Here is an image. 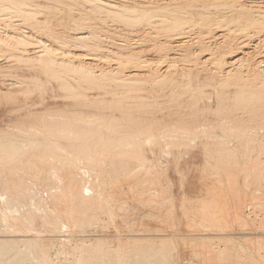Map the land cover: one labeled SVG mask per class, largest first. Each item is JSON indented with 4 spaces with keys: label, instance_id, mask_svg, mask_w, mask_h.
Listing matches in <instances>:
<instances>
[{
    "label": "bare ground",
    "instance_id": "1",
    "mask_svg": "<svg viewBox=\"0 0 264 264\" xmlns=\"http://www.w3.org/2000/svg\"><path fill=\"white\" fill-rule=\"evenodd\" d=\"M36 4L54 18L38 21ZM99 15L129 28L142 26L145 34L163 27L169 33L161 40L167 48L163 58L170 60L163 71L153 73L149 60L141 59V45L127 48L119 40L129 36L107 29ZM0 16L6 26L0 35V56L8 63L0 66V264H51L49 255L56 247L60 256L67 257L83 250L75 260L78 264H119L123 252L110 250L106 237H98L95 244L76 237L74 247L72 235L61 234L72 227L90 234L88 230L100 226L107 212L132 219L125 221L132 233L124 245L123 264H184L182 256L188 251L199 254L195 259L201 264H264V222L257 229H261L258 236L245 233L240 237L232 231L235 226L248 229L255 224L254 218L244 215L246 200L264 209V143L255 155L258 139L253 141L250 134L264 127V78L256 75L255 68L249 69L251 59L245 51L253 38L250 29L264 25V0H0ZM19 26L31 30L18 31ZM62 28L71 29L72 34ZM105 32L109 33L106 37ZM189 32L193 37L184 36ZM230 33L249 35L247 40L242 35V43L240 39L247 58L231 61L225 55L218 59L211 54L202 59L203 63L218 61L216 65L210 62L211 72L208 67L204 72V68H186L189 65L182 63L179 69L176 63L184 52L172 54V47L187 46L194 52L192 47L205 48ZM115 35L121 39L117 41ZM136 36L135 42L145 41V35ZM107 39L114 49L102 46ZM65 43L77 44L83 51L77 52L76 46L75 51L69 49ZM30 44L35 46L27 52ZM106 52L117 59L113 60L117 66L111 62L112 70L96 66ZM124 63L129 70H124ZM59 71L64 75L58 76ZM211 77L217 82H211ZM150 86L156 96L148 94ZM236 106L245 108L244 115L235 111L237 117L234 113L228 119L240 140L237 143L247 141L243 164L223 142L230 130L220 120ZM206 121L209 126L204 125ZM9 122L16 129L7 127ZM172 132L181 133L180 139H164L195 145L169 142L163 147L161 137L173 136ZM209 137L217 142L204 143ZM99 146L101 151L96 152ZM110 152L114 153L110 180L103 186V157ZM32 171L40 172L46 196L36 181L30 185L27 176ZM168 224L181 231L177 241L161 232ZM33 229L47 234L37 238L20 233ZM216 240L225 243L218 253L213 247ZM247 250L249 257L242 253ZM66 262L74 264L70 259Z\"/></svg>",
    "mask_w": 264,
    "mask_h": 264
},
{
    "label": "rangeland",
    "instance_id": "2",
    "mask_svg": "<svg viewBox=\"0 0 264 264\" xmlns=\"http://www.w3.org/2000/svg\"><path fill=\"white\" fill-rule=\"evenodd\" d=\"M36 10H35V13H36V17H37V19H38V21H45V20H47L48 19V21H50V19H52V18H54V15L51 13V12H49V11H47L42 5H40V4H36V6L34 7ZM64 13H62V15H64V16H66L65 15V13H66V11H63ZM52 16V17H51ZM100 16H102L103 18V23H104V25L106 26V28L107 29H111L112 31H119L118 33H120V34H122L123 33V35H127V36H129L128 37V40H127V38H122L121 39V37L119 36V35H115L114 36V38H116V40L118 41L119 40V38L121 39V40H119V42H123V43H125V44H127V48H129V49H131L132 47L134 48L135 46L134 45H136V47H138L139 46V44L141 45V46H139L140 48H141V50H142V53H141V59L143 58L144 60H146L147 59V61L150 63V65H149V68L152 70V72L153 73H155V74H159V72L161 73L162 71H163V69H164V66L165 65H167L168 63H169V59L168 58H163V54H165L166 52H167V48H165L163 45H162V43H161V40L163 41V39H162V37L165 39V37H167V35L169 34L167 31H165V29L163 28V27H156L155 28V30L153 29L152 31H150V32H148L147 34H145V30H144V27L142 28V26L140 27V26H137V27H135V28H129L128 26L126 27V25L125 24H122L121 22H118V21H116V20H113V19H111V18H106V16H103V15H99V17ZM0 18L2 19V18H4L3 16H0ZM13 19H15V20H13ZM12 20L13 21H15V22H20L19 20H17L16 18H13ZM106 19H108V20H106ZM111 19V20H110ZM1 22V21H0ZM2 24H0V35H3L2 33H5L6 32V26L5 25H3V24H5V22H1ZM106 23H108V24H106ZM112 25H111V24ZM117 23V24H116ZM121 25V26H120ZM120 27L119 29H118V27ZM20 27V26H19ZM111 27H114V28H111ZM117 27V28H116ZM124 27V28H123ZM21 28V29H20ZM19 29H18V31L19 30H21V31H23V29H24V31H26V32H30V28H28L27 26H21ZM129 28V29H128ZM64 28H62V30H63ZM67 30H65L64 29V33L65 34H69L70 32H72V30L71 29H68V28H66ZM144 30V31H142V30ZM156 29H160L159 30V32L156 30ZM5 30V31H4ZM29 30V31H28ZM134 31V32H131V31ZM162 30V31H161ZM251 30V32L253 33H251L252 35H253V38H251V39H249V41H251V43L249 44V46H248V48H245V49H242L241 48V45H240V39H242L241 40V43H242V41H244L243 39H244V37H245V39H246V37L248 38V36L249 35H244V34H236V35H234L233 33H230V34H233V35H226V36H222V37H220V39H217L218 40V43H217V41L215 42V43H211L210 44V42L206 45L207 47H205V48H207V49H205V48H203L202 46H199L198 47V49L196 48H194V47H192V49H194L193 51L194 52H190L189 50H187V49H190L191 50V48H187V46H182V47H184V48H182L181 47V49L182 50H180V47L179 46H174V47H172V48H175V49H171L172 51H174V52H172V54H177V50H178V52L179 51H181V52H179L180 54L182 53V52H184V54H183V56H190V55H192L193 57L191 58V56L190 57H188V58H191V59H188V58H185V59H183L184 57L181 55V57L179 58V60H178V63H176L177 65H179V64H181L182 63V65L184 66H188V67H186V68H189V67H191V68H197V69H199L200 71L202 70V71H204L205 69L207 70V67H208V70L207 71H213V65L212 64H214V65H216L217 63H218V61L215 59V61H217V62H212V60H208L207 59V61L206 62H202V59H203V61H204V59H206V57L208 58L211 54V56H213V57H215V58H220L221 56H223V55H225V57H226V59H229V60H231V61H234L233 59H237V58H244V56H245V58H247V56L245 55V54H243L242 52L245 50V51H247V52H249V54H247L248 55V57H249V59H251V60H249V62H250V64H249V69H253V68H255L254 70H255V72H256V75L258 76V77H260V78H264V61L263 62H261L260 60L262 59V60H264L263 58H264V43L262 42L263 40H264V34H262V32L261 31H264V25L263 24H256V25H254L253 26V28L252 29H250ZM23 31V32H24ZM130 31V32H129ZM137 31H138V33H137ZM154 31V32H153ZM157 31V33H155ZM257 31V32H256ZM140 32V33H139ZM166 32V34H163V33H165ZM256 32V33H255ZM258 32H259V34H258ZM261 32V33H260ZM125 33H128V34H125ZM131 33V34H130ZM153 33V34H152ZM249 33V34H250ZM70 34H72V33H70ZM154 34H155V36H154ZM157 34V35H156ZM159 34V35H158ZM250 34V35H251ZM260 34H262V35H260ZM105 36L104 37H106V36H108L109 35V33H106L105 32V34H104ZM131 35V36H130ZM134 35V36H133ZM136 35H141L142 37H144V35H145V41H143L142 43H140L139 41H136L135 42V40H136V38H137V36ZM147 35V36H146ZM151 35H152V37H151ZM162 35V36H161ZM193 34L191 33V32H189V33H185L184 34V36H191V37H193L192 36ZM244 37H243V36ZM258 35H260V37L258 36ZM136 36V37H135ZM149 36V37H148ZM154 36V37H153ZM235 36V37H234ZM255 36H258V37H256V38H254ZM118 38V39H117ZM155 38V39H154ZM158 38H161L160 39V41H159V39ZM258 38V39H257ZM260 38H262V39H260ZM125 39H126V41L128 42V43H126V41H125ZM129 39H132V40H129ZM256 39V40H255ZM148 40V41H147ZM228 40V41H227ZM235 40V41H234ZM239 40V41H238ZM247 40V39H246ZM255 40V41H254ZM131 41H133V42H131ZM222 41H224V42H222ZM225 41L226 42H228V43H230V45H231V47H230V45L229 44H227V43H225ZM257 41H261L259 44V46L257 45L256 46V44H258L257 43ZM105 42V43H104ZM139 42V43H138ZM220 42L221 43H224V44H220ZM232 42V43H231ZM234 42V43H233ZM101 43V42H100ZM146 43V44H145ZM152 43V44H151ZM253 43V44H252ZM256 43V44H255ZM102 46L104 45V47H111L112 49H114L113 47H112V43L110 42V40H105V41H102ZM110 44V45H109ZM148 44V45H147ZM159 44V45H158ZM255 44V45H254ZM262 44V45H261ZM31 45L32 46H35L34 44H30V45H28L27 46V49H26V51L28 50V49H30V47H31ZM65 45H69V47L68 46H65ZM65 45H63V46H65V47H67V48H69V49H72L73 48V50L75 51V49L76 48H74L75 46L77 47V52H82L83 50H80V48L81 47H79L77 44H74V43H70V44H67V43H65ZM74 45V46H73ZM106 45V46H105ZM150 45V46H149ZM154 45H156V46H154ZM162 45V46H161ZM217 46V48H216V46ZM222 45V46H221ZM236 45V46H235ZM253 45V46H252ZM129 46V47H128ZM131 46V47H130ZM146 46V47H145ZM157 46H159V47H157ZM212 46V47H211ZM216 48V49H214V47ZM257 48H256V47ZM29 47V48H28ZM72 47V48H71ZM125 47V46H124ZM135 47V48H136ZM178 47V48H177ZM190 47V46H189ZM211 47V48H210ZM230 49H229V48ZM255 47V48H254ZM162 48H164V49H162ZM177 48V49H176ZM200 48V49H199ZM212 48H213V50H212ZM233 48V49H232ZM253 48V49H252ZM31 49H33V48H31ZM203 49H204V51L206 52V54L207 55H204L203 53H205L204 51H203ZM229 49V50H228ZM236 49V50H235ZM240 50V51H239ZM255 50V52H253ZM161 51H163V52H161ZM186 51V52H185ZM209 51V52H208ZM221 52V54H220V52ZM223 51H225V52H223ZM228 51V52H227ZM250 51H252L253 53H251ZM28 52V51H27ZM32 52V51H31ZM195 52H198V53H195ZM202 52V53H201ZM102 53V52H101ZM109 53V52H108ZM108 53L106 52V53H104V57L106 58V61H104L105 60V58H104V60H102L101 59V61L99 60V64L97 65L96 64V66H99L100 65V69H103V68H105V70L107 69V70H110L113 66L115 67V66H117L116 65V60H114L115 59V56H114V53H109V54H111V55H108ZM147 53H148V55H147ZM178 53V54H179ZM192 53V54H191ZM209 53V54H208ZM239 53V54H238ZM256 53V54H255ZM105 54H106V56L108 57H106L105 56ZM195 54V55H194ZM198 54H200V55H198ZM231 55V54H233V55H231V56H229V55ZM162 55V56H161ZM204 55V56H203ZM215 55V56H214ZM237 55H238V57H237ZM241 55H243V56H241ZM255 55V56H254ZM151 56V57H150ZM199 56H201V57H199ZM218 56V57H217ZM254 56V57H253ZM263 56V57H262ZM110 57H112V58H110ZM183 57V58H182ZM194 57H196V58H194ZM197 57H199V58H197ZM200 58H201V62H200ZM218 58V59H219ZM244 58V59H245ZM255 58V59H254ZM3 59V57H1L0 56V66H7L8 65V63L3 59V61H1ZM107 59H109V60H107ZM112 61H111V60ZM159 59V60H158ZM187 59V60H186ZM194 59V60H193ZM196 59V60H195ZM116 61L115 63H114V61ZM157 60V61H156ZM214 60V59H213ZM253 60V61H252ZM258 60V61H257ZM103 61V62H102ZM107 61H109L110 63L112 62V63H114V65L111 63H108ZM179 61H180V63H179ZM4 62V64H7V65H4V64H1V63H3ZM6 62V63H5ZM183 62H185V63H183ZM208 62V63H207ZM212 64H211V63ZM255 62V63H254ZM261 62V64H259V63ZM101 63H103V64H101ZM107 63V67L109 68H107L106 66H105V64ZM154 63V64H153ZM200 63H202V64H200ZM210 63V64H209ZM259 64V66H255V65H258ZM125 64V68H124V70L126 71V70H129V64L127 65L126 63H124ZM162 64V65H161ZM207 64V65H206ZM109 65V66H108ZM113 65V66H112ZM131 65V64H130ZM160 65V66H159ZM206 65V66H205ZM262 65V66H261ZM101 66H103V68L101 67ZM128 66V67H127ZM152 68H151V67ZM159 66V67H158ZM227 66V65H226ZM243 66V68L245 69H247V65H242ZM246 66V67H245ZM93 67V69H95L96 70V72L98 71L99 72V70H98V67H94V65L92 66ZM114 67H113V69H114ZM154 67V68H153ZM158 67V68H157ZM179 67V69L180 68H182L183 69V67L181 66V65H179L178 66ZM128 68V69H127ZM201 68V69H200ZM203 68H204V70H203ZM212 68V70H210ZM257 68V69H256ZM262 68V69H261ZM161 69V70H160ZM181 69V70H182ZM229 69V68H228ZM112 70V69H111ZM206 70L204 71V72H206ZM214 70H216V69H214ZM224 70V69H223ZM258 70H260L261 72H263V74H261V72L260 71H258ZM263 70V71H262ZM157 71V72H156ZM246 71V70H245ZM258 71V72H257ZM209 72V73H210ZM222 73H223V71H221ZM259 72H260V74H259ZM258 73V74H257ZM211 74V73H210ZM58 76H60V75H64V73H63V71H59V73L57 74ZM210 76V75H209ZM212 76V75H211ZM210 80H211V82H213V83H216L217 81L215 80V79H213L212 77L210 78ZM147 92H148V94H150L151 96L152 95H154V96H156V90L155 89H153L151 86L150 87H148L147 88ZM151 92V93H150ZM154 92V93H153ZM1 101V100H0ZM164 103H162V107H167V105L166 104H164ZM158 105V103H156L155 102V109H159V105ZM156 107H158V108H156ZM220 109V108H219ZM235 111H236V113L237 112H240L241 111V113H239L240 115H244L243 114V112L245 113V108H243L242 106H236V107H232V109H231V115H229L228 117L226 116V117H224V116H221V117H223V118H221L220 117V120H222V122L224 123L223 125H227V127H228V130H230L231 131V129H230V122H229V119L228 118H231V116L235 113ZM236 113L233 115V117H235L236 116ZM238 114V116H240ZM237 117V116H236ZM206 122H208V121H206ZM204 123V125L206 126L207 124H209V122L208 123ZM12 123V122H11ZM10 122L9 123H7V125L9 124H11ZM9 125L7 126V127H9ZM211 125V124H210ZM14 128H13V127ZM12 126L10 125V127H12V128H10V129H12V130H14V129H16L15 128V125H14V123L12 124ZM207 126H209V125H207ZM262 128V129H261ZM264 127H257V129H255L254 131H255V133H254V131H250L249 133L253 136V138L255 139H258L257 140V143H256V146L258 147L257 148V152L255 153V155H258V154H260V146H261V144H263L264 143V129H263ZM263 130V131H262ZM229 131V137H225L224 138V141L223 142H225L230 148H233L234 150H235V153H236V156H237V160L241 163V164H243V163H245L246 161H247V157H246V154H245V151H244V149L246 148V143H247V141H246V139H245V141L244 140H241V142L240 143H237V142H239L237 139V137L234 135V133H233V131H231L230 132ZM172 133H174L173 134V136H172V134L170 133V134H168V136L166 137V136H164V137H161V139L163 138V144H162V146L163 147H168L167 145H168V143L169 142H179V143H182V142H188V143H191L192 145L194 144V143H192V141L190 142V141H173V140H165L166 138L168 139L169 137H173V138H178V139H180V137H181V133H177V134H175V132H172ZM253 133V134H252ZM258 133V134H257ZM255 134V135H254ZM233 135V136H232ZM259 135V136H258ZM165 138V139H164ZM229 138V139H228ZM256 139L255 140H253V141H256ZM140 140H142V141H145L146 140V138L145 137H141L140 138ZM214 140V138L213 137H209V140L208 141H204V143H206V144H210V145H214L217 141H213ZM261 140H263V142L261 141ZM167 141V142H166ZM261 141V142H260ZM194 142V141H193ZM231 143H232V145H231ZM242 144V145H241ZM166 145V146H165ZM195 145V144H194ZM245 145V146H244ZM98 146V145H97ZM235 147V148H234ZM237 147V148H236ZM95 151L96 152H100L101 151V146H99V147H95ZM65 153V152H64ZM245 155V156H244ZM113 156H114V153H111L110 152V154L108 153L106 156H104L103 158L104 159H106V164H104V166H103V168H104V171L102 172V174H101V176H100V182H102V181H106V183L104 184L103 183V186H107L108 185V183H109V176L111 175V172H110V160L113 158ZM241 156H242V158H241ZM245 158V159H244ZM263 160H264V157H263ZM106 165V166H105ZM107 165H108V167H107ZM107 169V170H106ZM95 172L97 173V172H99V169L96 167L95 168ZM108 173V174H107ZM35 174V175H34ZM32 175V176H31ZM41 174H40V172H38V171H32L31 173H29V175L27 176L28 177V179H30V185H33V184H39L40 186H39V188H40V190L42 191L41 193L44 195V196H46L47 194H45V188H44V185H43V183H42V181H41V179H40V176ZM95 173L93 174V176H92V178H93V180H96L95 179ZM35 176H37V178L35 177ZM36 178V179H35ZM182 178L184 179H186V177L185 176H182ZM39 179V180H38ZM34 181V182H33ZM37 183H36V182ZM99 180L97 179V181L96 182H98ZM33 182V183H32ZM32 183V184H31ZM43 185V186H42ZM87 185H89V184H87ZM44 188V189H43ZM87 190V191H86ZM88 192H91V191H89L88 189H85V193H88ZM246 202V206H245V204H244V206H243V211H244V215H245V217H246V219H247V217L249 218V219H253V221L255 222V224H252V225H250V226H248V229H247V227H245V228H243L244 226H240V228H238V226L236 227L235 226V228L233 227L231 230L233 231V235H237V236H240L241 237V235H244L245 233L247 234V233H249V234H252L253 236H258V233L261 231V229H260V231H257V229H259L260 228V223H263L264 222V209L263 208H261V207H254L253 205L252 206H250V205H248L247 204V200L245 201ZM124 203L125 202H122L121 203V206H124ZM125 208H126V206H125ZM254 210H255V213H254ZM257 210V211H256ZM123 211H125V210H123ZM111 212H107V213H104L102 216H101V220L99 221V223L98 224H101L100 226H93L90 230H88V232H90V234L89 233H87V232H80L79 230H77L76 228H73L72 227V229H70V231H66V232H62L61 234H65V236H67L68 234H70V235H72V245L74 246V247H76L77 246V244H75V243H77V241H76V237H81V238H83V239H85V241H86V243H88V244H95L96 243V240H97V238L98 237H106L107 239H109V243H108V248L110 249V247H112L110 250H112V251H115L116 249H121V252H123L121 255H120V258H121V260L119 259V264H123V259L125 260V257H126V250L124 249V245L126 244L125 242H126V240L128 239V237H129V235H131V233H132V231L130 232L129 230H130V228H128V225H126L125 224V221H127L128 223H129V220H131L132 221V219H125L124 217H122L121 215H120V217H119V215L118 214H112ZM111 215V216H110ZM113 219H112V218ZM257 218V219H256ZM108 219V220H107ZM102 221V222H101ZM104 221V222H103ZM130 221V222H131ZM259 221V222H258ZM106 222V223H105ZM125 224V225H124ZM258 225V226H257ZM168 226V227H167ZM166 227H167V230H166V228H165V230H163V231H161L162 233L164 232V233H166L168 236L170 235H173V236H171L170 238H172V239H174V240H178V234L179 233H181V231L180 230H178V227H176V226H174L173 224H168ZM100 229V231H99V233H98V229ZM169 228V229H168ZM171 228V229H170ZM176 228V229H175ZM104 229V230H103ZM127 229V232H125V230ZM236 229H239V230H236ZM240 229H241V231L242 230H244L243 232H241L240 231ZM34 230H36V231H34ZM94 231L95 233L93 234V232L92 231ZM102 230V231H101ZM178 230V231H177ZM236 232H235V231ZM249 230V231H248ZM22 232H20L21 234H29L30 236H32V237H37V238H41V237H43V236H45V234H47L44 230H42V229H33V230H31V231H27V230H21ZM231 231V232H232ZM246 231V232H245ZM263 232H264V228H263V230H262ZM35 234H34V233ZM97 232V233H96ZM185 232H187V231H185ZM258 232V233H257ZM68 233V234H67ZM85 233V234H84ZM92 233V234H91ZM128 233V234H127ZM144 233V232H143ZM256 233V234H255ZM100 234V235H99ZM239 234H241V235H239ZM255 234V235H254ZM84 235V236H83ZM166 235V236H167ZM75 238H74V237ZM87 236V237H86ZM92 236V237H91ZM109 236V237H108ZM115 236V237H114ZM125 236H127V237H125ZM111 237V238H110ZM153 237H155V236H153ZM157 238V237H156ZM263 239H264V235H263ZM255 243L257 242V240H255L254 241ZM119 243V244H118ZM75 244V245H74ZM184 245V244H183ZM182 245V246H183ZM187 245H189V244H187ZM215 245V246H214ZM214 245H213V247H216L215 248V250L214 251H216L217 253H218V251L221 249V248H223V245H224V247H225V243H223V241H219V240H216V242H214ZM187 247L188 246H184L183 248L186 250V251H188L187 250ZM115 248V249H114ZM126 248V247H125ZM81 251L83 252V250H79V249H77V251H75V253H73V255H71V256H66V255H59L58 254V247H56V248H54L51 252H50V255L49 256H51V258L49 257V261H51V264L52 263H54V262H56L57 264H68L66 261H68L69 259L70 260H72L73 261V263L74 264H78V261L77 262H75V260H77L78 259V257L80 256V255H78V254H80L81 253ZM125 251V252H124ZM76 252H77V254H76ZM246 252V253H245ZM264 252V251H263ZM243 254H244V256L245 257H249L248 255H250V253H251V251H249V250H247V251H244V252H242ZM52 254V255H51ZM75 254H76V256H75ZM82 254V253H81ZM186 254H188V258H187V255ZM190 254H192L191 256H190ZM195 252L194 251H188L187 253H185L183 256H182V260H183V262H184V264H201V260L199 261V259H195L196 258V256L197 257H200V255L199 254H195ZM60 257V258H58V256ZM78 255V256H77ZM95 255H98V253H96ZM102 255L105 257V260L107 259V261L106 262H108V258H107V256H106V253L105 252H102ZM64 256H66V257H64ZM75 256V257H74ZM185 256V257H184ZM62 257V258H61ZM70 257V258H69ZM68 258V259H67ZM75 258V259H74ZM50 259H52L53 260V262H52V260H50ZM201 259V258H200ZM61 260V261H60ZM65 260V261H64ZM64 261V262H63ZM122 261V262H121ZM33 264H36V263H33ZM55 264V263H54ZM79 264H82V263H79ZM84 264H89L88 262H85ZM93 264V263H92ZM175 264H178V263H175Z\"/></svg>",
    "mask_w": 264,
    "mask_h": 264
}]
</instances>
